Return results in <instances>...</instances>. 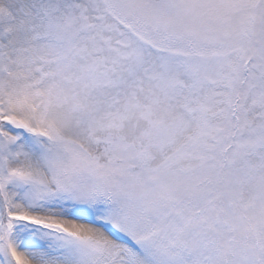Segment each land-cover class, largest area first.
Wrapping results in <instances>:
<instances>
[{
  "label": "snow or ice",
  "instance_id": "snow-or-ice-1",
  "mask_svg": "<svg viewBox=\"0 0 264 264\" xmlns=\"http://www.w3.org/2000/svg\"><path fill=\"white\" fill-rule=\"evenodd\" d=\"M0 264H264V0H0Z\"/></svg>",
  "mask_w": 264,
  "mask_h": 264
}]
</instances>
